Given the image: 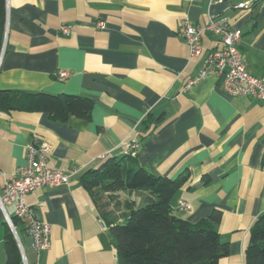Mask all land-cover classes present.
<instances>
[{"label":"crops","instance_id":"obj_1","mask_svg":"<svg viewBox=\"0 0 264 264\" xmlns=\"http://www.w3.org/2000/svg\"><path fill=\"white\" fill-rule=\"evenodd\" d=\"M218 14L242 30L239 47L248 71L264 76V0H7L0 89L89 96L95 104L90 118L68 121L47 111H0L1 171L15 174L38 135L51 145L49 164L69 177L68 184L25 197L36 217L50 224L47 250L33 247L14 203L0 206V264L8 258L7 215L16 225L22 264H118L82 177L106 156L127 154L134 142L140 166L156 175L186 176L175 213L199 223L221 211L218 229L230 253L220 264H246L251 226L264 213V104L228 94L214 74L188 88L206 53L221 43L205 31L202 53L189 57L177 35L182 20L205 27ZM61 70L69 71L67 79H58ZM3 183L0 174L1 194ZM118 195L124 211L125 201L139 205L142 199L138 191ZM179 199L192 208H179Z\"/></svg>","mask_w":264,"mask_h":264},{"label":"trees","instance_id":"obj_2","mask_svg":"<svg viewBox=\"0 0 264 264\" xmlns=\"http://www.w3.org/2000/svg\"><path fill=\"white\" fill-rule=\"evenodd\" d=\"M7 27V0H0V50ZM95 101L89 96L0 89V111H47L54 120L72 116L90 118ZM135 156H106L95 169L85 172L83 184L97 203L117 250L118 264H220L230 253L218 225L222 213L214 209L199 223L174 212V201L186 176L156 175L140 166ZM142 193L134 200H119V191ZM123 204L122 209H116ZM7 264H22L18 241L12 229L5 233ZM246 264H264V213L250 229L245 250Z\"/></svg>","mask_w":264,"mask_h":264},{"label":"built area","instance_id":"obj_3","mask_svg":"<svg viewBox=\"0 0 264 264\" xmlns=\"http://www.w3.org/2000/svg\"><path fill=\"white\" fill-rule=\"evenodd\" d=\"M239 6H244V3H240ZM99 24L103 25L102 22ZM61 30L64 34L70 33L68 25H62ZM205 31L218 36L221 46L210 49L206 53L199 75L192 78L187 83V87L189 88L201 79L214 74L222 79L223 89L228 94L256 98L264 104V76L253 75L246 67L239 47L242 30L233 27L229 18L221 14L212 16L205 27L195 25L188 19L182 20L177 35L187 44L189 57H195L202 53V34ZM69 74L68 70H61L57 73V77L60 80H65ZM139 148L140 144L134 142L127 150V154L135 156ZM50 151V143L35 135L27 146L26 163L11 176L0 170V174L4 178L3 194L0 193V206L5 209V204H15L16 217L25 224L27 233L33 239V247L38 251L50 248L51 227L50 224L36 217L34 209L27 204L25 197L28 193L43 186H60L69 183L68 175L49 164ZM178 206L184 210L192 208V205L183 199L178 200ZM7 219L12 231L17 234L16 225L9 215H7Z\"/></svg>","mask_w":264,"mask_h":264},{"label":"rangeland","instance_id":"obj_4","mask_svg":"<svg viewBox=\"0 0 264 264\" xmlns=\"http://www.w3.org/2000/svg\"><path fill=\"white\" fill-rule=\"evenodd\" d=\"M117 209V208H116Z\"/></svg>","mask_w":264,"mask_h":264}]
</instances>
